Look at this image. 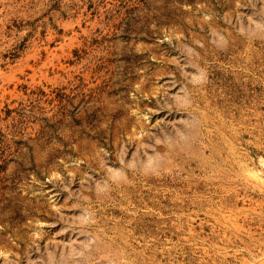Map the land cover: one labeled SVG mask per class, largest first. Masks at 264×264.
Returning <instances> with one entry per match:
<instances>
[{
	"label": "rangeland",
	"instance_id": "rangeland-1",
	"mask_svg": "<svg viewBox=\"0 0 264 264\" xmlns=\"http://www.w3.org/2000/svg\"><path fill=\"white\" fill-rule=\"evenodd\" d=\"M0 264H264V0H0Z\"/></svg>",
	"mask_w": 264,
	"mask_h": 264
}]
</instances>
